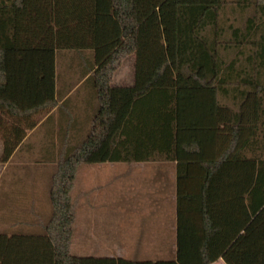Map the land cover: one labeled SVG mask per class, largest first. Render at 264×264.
<instances>
[{
    "label": "trees",
    "instance_id": "obj_1",
    "mask_svg": "<svg viewBox=\"0 0 264 264\" xmlns=\"http://www.w3.org/2000/svg\"><path fill=\"white\" fill-rule=\"evenodd\" d=\"M225 4L0 0V162L56 106L60 54L89 53L99 105L96 128L47 177L45 215L0 227V264H264V0L235 1L253 13L227 40ZM130 55L134 84L111 86ZM156 160L176 162L174 255L71 254L76 168Z\"/></svg>",
    "mask_w": 264,
    "mask_h": 264
},
{
    "label": "crops",
    "instance_id": "obj_2",
    "mask_svg": "<svg viewBox=\"0 0 264 264\" xmlns=\"http://www.w3.org/2000/svg\"><path fill=\"white\" fill-rule=\"evenodd\" d=\"M88 59V52H66V68L56 74V106L26 132L9 159L0 162V218L4 228L45 215L49 206L47 177L55 171V162L66 145L84 139L96 128L99 105L93 86L94 68ZM133 84L134 55H130L116 67L110 85ZM113 182L114 191L105 193ZM176 187L174 160L79 165L69 192L74 207L72 224L77 216L78 221L84 217L96 222L102 218L96 207L113 201L114 219L122 224L114 241L116 255L110 257L148 254L153 258L150 260L171 258L176 247ZM40 198L44 209L38 207ZM79 208L82 211L77 213ZM93 226V237L102 245L100 233H95L99 230ZM90 229L86 236H92ZM212 264L224 262L218 259Z\"/></svg>",
    "mask_w": 264,
    "mask_h": 264
},
{
    "label": "rangeland",
    "instance_id": "obj_3",
    "mask_svg": "<svg viewBox=\"0 0 264 264\" xmlns=\"http://www.w3.org/2000/svg\"><path fill=\"white\" fill-rule=\"evenodd\" d=\"M235 1L236 0H226V4L223 7V9L220 12V26L224 29V35L223 40H227L230 37V31H229V25H234L238 27H242L244 24V20L251 16L253 13L252 8L247 9L244 12H240L235 7ZM221 54L226 58V60L230 59V50H221ZM56 74L58 70H64L66 68V53L60 54L58 58L56 59ZM2 168L0 164V169ZM40 174H44L43 172ZM2 177V176H1ZM10 176H6L5 179H9ZM114 182L110 187L107 186V190L105 193H109L114 191ZM1 193V192H0ZM110 199V198H109ZM43 201L40 198L39 202V209H44V205L42 204ZM99 203V202H97ZM106 203V206H104ZM104 205L97 206L96 208L102 213V218L95 219L96 222H89L86 221L84 217H80V220L78 221V217H76V220L73 224L74 227V234L71 238L69 250L71 254L77 255V256H88V255H98V256H115V237L117 233L120 232V224L115 221L114 219V202L108 201L104 202ZM46 208L47 205H46ZM82 210L79 208L77 210V213L81 212ZM94 225L91 228H95L99 230L98 232H95L97 235L100 233L102 237V245L99 244L100 242L96 241L93 237L94 229H90L91 225ZM125 224V223H123ZM138 225V224H137ZM4 224H0V227H3ZM90 229L92 231V236H86V232ZM125 258L133 259V260H145V259H153L148 254L144 255H130L126 254Z\"/></svg>",
    "mask_w": 264,
    "mask_h": 264
}]
</instances>
